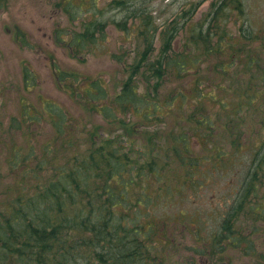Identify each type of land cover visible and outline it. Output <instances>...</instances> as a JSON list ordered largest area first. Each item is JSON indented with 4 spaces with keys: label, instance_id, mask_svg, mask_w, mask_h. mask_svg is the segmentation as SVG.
Listing matches in <instances>:
<instances>
[{
    "label": "trees",
    "instance_id": "1",
    "mask_svg": "<svg viewBox=\"0 0 264 264\" xmlns=\"http://www.w3.org/2000/svg\"><path fill=\"white\" fill-rule=\"evenodd\" d=\"M52 1L55 9L60 8L70 15L72 26L79 21L75 12L82 4L88 2L91 7L97 4V0ZM238 2H213L204 23L187 28L193 15L189 10L177 12L170 21L158 26L150 8L152 2L114 0L112 3L121 12L123 25L131 22L132 34L143 44L137 52L132 72L116 93L110 92L101 79L86 84L73 72L62 71L52 63L58 87L67 92L76 110L90 118H99L107 128L116 123L127 132L129 127L118 108L141 114L142 121H152L150 115L161 108L155 102L156 96L169 70L176 69L178 74H185L188 70L198 69L214 55L229 61L224 67H217L222 75L233 72L226 85L218 82L214 88L219 95L223 94L221 100L218 95H206L202 91L199 94V89H194L196 99L199 96L200 100L209 98L223 113L221 122H213V125L209 117H204L203 107L200 109L195 104L191 113L195 124L208 127L205 145L212 144V154H193L183 129L165 133L170 144L164 148L168 150L164 156H168V152L175 154L178 168H184L180 179L184 186L193 189V195L210 172L208 164H214L218 169L220 165L240 158L241 152L249 154L236 194L239 198L233 191L235 201L228 206V202L225 203V209L219 213L222 221L217 228L209 232L201 230L200 213L204 211L191 207L184 211L183 219L175 217L173 220L175 224H183L185 231L195 237V243L182 245L192 252V256L199 258L191 259L193 264L208 262L210 256L223 254L226 250L241 253L243 257H261L257 243L264 244V29L259 28L257 22L246 19H241L237 31L235 25L231 28L233 31L228 28L231 13L241 12ZM202 4L203 0L197 1L191 8H199ZM97 13L100 19L84 26L86 33H71L68 42L62 38L64 33H57L56 43H62L67 49L78 48L74 56L81 50L86 52L95 47L101 41L93 36V30H103L105 25L101 21L104 13L98 10ZM113 23L117 27L118 21ZM122 29L127 35L128 27L124 25ZM184 30L189 35L185 43L186 50L190 51L188 54L175 52L172 48L175 38ZM155 40L161 45L158 49L154 47ZM20 44L29 47L23 33H20ZM28 70L24 67L22 81L24 91L30 93L35 89V83L32 84L31 75L28 79ZM142 84L145 89L140 88ZM175 95L182 101L186 98L181 90ZM38 97L41 98L38 105L37 101L20 100V117H10V128L35 127L45 114L56 133L55 139L58 138L53 142L60 143V149L52 151L51 145L46 146V154L56 155L54 160L44 159L34 166L35 150L26 140L24 145L20 144V155L13 150L18 155L13 162L9 163L8 158L4 161V166L9 168L6 175L11 180L3 192L6 203L0 207V264H187L181 255L174 254L178 248L176 237L166 239L161 234V220L149 218V201L156 194H150L147 179L149 176L159 179L158 160L149 155L144 159L146 153L137 157L134 140L124 144L115 138H105V131L99 125L88 131L78 130V120L74 116L71 118L64 105L43 99L40 94ZM182 119L183 116L177 123ZM247 120L251 123H246ZM214 126L220 132L211 135ZM255 126L259 127L257 134L252 133ZM240 128L246 130L247 136L242 138ZM73 132L78 133L75 143ZM146 140L155 141L152 135ZM250 140L258 143L257 147L250 146ZM216 142L228 143L230 148L224 149ZM46 164L51 165L50 174L40 175ZM239 174L234 173L235 176ZM141 181L144 184L134 189ZM183 189V186L178 188ZM6 194H10L8 202ZM193 211L198 214L191 215ZM240 217L250 218V234H243L244 229H235L234 220ZM220 233L224 236H219ZM220 240L228 244L219 245Z\"/></svg>",
    "mask_w": 264,
    "mask_h": 264
},
{
    "label": "rangeland",
    "instance_id": "2",
    "mask_svg": "<svg viewBox=\"0 0 264 264\" xmlns=\"http://www.w3.org/2000/svg\"><path fill=\"white\" fill-rule=\"evenodd\" d=\"M113 1L97 0L95 7H91L88 2H85L75 12L79 21L72 26L69 24L70 15L65 14L60 8H58L59 10L55 9L52 0H0V207L6 203L3 202L5 200L3 192L11 180L6 175L9 168L8 165L4 166V161L6 158L9 163L14 161V157L18 155L14 154L13 150H17L20 155V144L24 145L28 140L29 145L35 150L32 165L38 166L41 160L51 161L56 156L46 154V146L51 145L52 151L60 149V143L53 142L58 138L55 139L56 133L50 119L45 114L41 116L40 123L35 127H25L21 130L10 128V117H20V100L24 98L28 102L37 101L38 105V99H41L38 97L40 94L43 99L64 105L71 118L74 116L78 120V130L88 131L92 126L99 125L105 131L107 136L105 138H115L123 141L124 144L127 140H134V153L137 157L146 153L144 159H148L149 155L158 160L160 169L157 173L159 176H157L159 179L155 176H149L147 179V188L150 194L152 196L156 194L149 201L151 204L147 209L150 213L149 218L161 220V234L165 235L166 239L171 236L176 237L178 248L175 250V256L181 255L185 263L193 264L191 259L199 258L192 256V252L186 251L182 245L195 243V237L185 231L183 224H175L173 220L176 219L175 217H182L184 211L191 207L204 211V213H200L202 215L201 230L209 232L212 228H217L219 221H222L219 213L225 209V203L228 202L227 206L233 203L235 195L239 192L243 181L242 175L245 172V162L249 159V154L247 151L241 152L240 158L234 162L222 164L218 169H215L214 164H208L210 172L207 173L203 183L195 188L197 193L193 195V189L184 186L183 179H180L184 168H178L175 154L168 152L169 155L164 156V152L168 151L164 148L170 144L169 136L165 133L169 130L183 129L189 137V148L193 149V154L211 155L212 144L208 143L206 146V138H204L208 135V127L203 128L195 124L191 113L195 104L200 109L203 107V115L205 118L209 117L211 125L213 122L220 123L223 113L219 110V105L209 98L200 100L199 96L196 99L194 89L198 88L199 94L202 91L206 95L208 93L218 95V99L221 100L223 94L219 95L217 89L214 90V88L218 82L226 85L233 72L226 73V75L220 74L217 67L219 65L224 67L229 61L226 58H220L219 55L209 56L210 59L201 64L198 69L188 70L185 74H178L176 69L169 70L156 96L155 102L161 108L156 111V114L150 115L152 121H142L141 114L131 110L121 111L118 108L121 117L126 120L129 127L128 133L116 123L107 128L99 118L83 115L84 112L76 110L70 98L67 97V92L58 87L52 73V63H55L62 71L73 72L86 84L89 81L101 79L110 92L119 91L126 77L132 72L137 52L143 48V44L137 36L132 34L133 29L130 28L131 22L129 21L124 24L129 29L126 35L122 29L124 27L122 14L115 8ZM147 1L152 2L150 8L158 26L170 21L177 12L189 10L193 15L192 19L188 21L190 22L188 28L193 24L200 26L204 23L205 16L211 11L212 3L218 0H203L202 6L196 9L191 8V4L200 0ZM237 1H239L238 7L241 12L233 11L231 13L228 28L232 30L231 28L235 25L237 31L241 19H246L248 22H257L256 24L260 25L259 28L264 29V0ZM97 10L104 13V18H101V21L105 24L103 30L96 29L92 33L95 38L101 41L99 44L95 47L92 46L91 49L88 48L86 52L81 50L77 56H74L78 48L67 46V49L62 43H56L54 38L57 33H64L62 38L67 42L71 33H80V35L86 33L87 29H83V27L88 26L96 18L100 19ZM120 20L122 21L120 22ZM117 21L120 27L118 25L116 27L113 23ZM20 33H23L29 47L21 46ZM188 36L185 30L179 33L172 44L175 52L181 54L190 52L185 47ZM214 39L217 40V37ZM160 46L158 40H155L154 47L158 49ZM24 67L29 69L28 79L31 75L33 77L31 82L35 83V89L30 93L23 89L22 71ZM140 88L145 89V84L140 85ZM180 90L186 95L184 101L176 99L175 93ZM182 116L183 119L177 123ZM245 122L251 123V120ZM240 129L243 131L242 138L247 136L246 130ZM258 131L259 127L255 126L252 133L257 134ZM219 132L220 130L214 126L211 135ZM151 135L155 140L153 143H151L152 140L149 142L146 140ZM75 137H78V133L73 132V143L77 139ZM250 142V146L257 147L258 143H253L254 140H250ZM217 144L221 147L224 146V149L230 148L228 143ZM250 146H248V150H250ZM50 168L51 165L46 164L45 169L40 170L39 174L49 175ZM235 172L240 174L235 176ZM142 184H144L142 181L136 183L134 189H139ZM180 186H183L184 189L178 190ZM233 191H235V195H232ZM9 195L6 194L7 202ZM236 196L239 198V195ZM194 214H198V212L193 211L191 215ZM208 215L210 216L208 217ZM192 217L196 219L195 216ZM242 219L240 217L234 220L235 229L238 227V230L244 229L243 234H250L249 232L252 231L250 229L252 224L248 222L250 218L246 217L240 222ZM227 234L225 233V235ZM221 235L224 236L220 233L219 236ZM222 240L218 242L219 245L228 244L226 241L222 243ZM254 248L256 247L254 246ZM257 251L261 257L250 258L243 257L236 251L226 250L223 254L210 256L208 262L202 261L200 264H264V244L258 242Z\"/></svg>",
    "mask_w": 264,
    "mask_h": 264
}]
</instances>
